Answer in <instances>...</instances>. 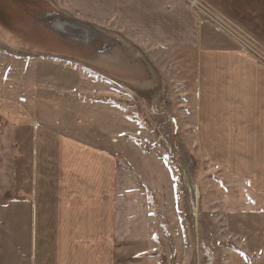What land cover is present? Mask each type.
Here are the masks:
<instances>
[{
    "label": "crops",
    "instance_id": "obj_1",
    "mask_svg": "<svg viewBox=\"0 0 264 264\" xmlns=\"http://www.w3.org/2000/svg\"><path fill=\"white\" fill-rule=\"evenodd\" d=\"M209 2L264 44V0ZM61 3L79 18L113 28L125 44L148 46V56L142 53L147 66L155 74L162 68L166 78L173 76L182 95L172 119L174 133H187L230 174L244 178L245 170L252 173L257 195L264 187V175H257L264 172V66L211 24L200 22L185 0ZM155 51L165 54L161 68ZM0 62V264H119V253L132 246L119 245V238L132 242L135 235V195L145 190L149 203L147 187L142 191L134 181H119L122 148L132 150L146 130L128 105L117 101L122 84L95 71L100 93L95 100L115 115L124 113L125 126L116 125L104 138L91 136L82 119L71 117L75 107L48 106L52 70L44 72V82L20 87L25 79L12 76L13 68ZM123 63L113 56L108 65L119 69ZM101 139L111 145L100 144ZM122 171L133 172L127 165ZM140 253L130 249L122 264H134Z\"/></svg>",
    "mask_w": 264,
    "mask_h": 264
},
{
    "label": "rangeland",
    "instance_id": "obj_2",
    "mask_svg": "<svg viewBox=\"0 0 264 264\" xmlns=\"http://www.w3.org/2000/svg\"><path fill=\"white\" fill-rule=\"evenodd\" d=\"M185 1L200 22L211 24L264 66V44L230 23L209 0H198L199 10ZM214 14L220 24L213 21ZM120 37L113 28H101L67 12L61 0H0V54L5 67L13 68L12 76L25 79L18 86L44 82V72L52 70L54 82L49 75L47 80L54 92L47 89L48 106L75 107L71 117L82 119L89 135L104 138L116 125L125 126L124 113L115 115V110L101 108L95 100L100 94L95 71L111 74L122 84L117 101L128 105L135 121L143 122L146 130L140 141L127 153L121 150L119 181H134L142 191L147 187L149 203L145 190L144 195H135V235L132 242L119 238V245H132L119 253V264L130 249L135 255L143 252L134 264H264V187L255 195L252 173L245 170L244 178L230 174L187 133H174L172 119L182 95L174 77L166 78L161 68L165 54L155 51L161 68L155 74L142 54L148 56L149 47L131 40L125 44ZM101 40L102 45L96 44ZM113 56L126 65L111 68ZM186 78L190 80V75ZM134 130L136 134V125ZM99 143L111 145L108 139ZM125 164L132 173L122 171Z\"/></svg>",
    "mask_w": 264,
    "mask_h": 264
},
{
    "label": "built area",
    "instance_id": "obj_3",
    "mask_svg": "<svg viewBox=\"0 0 264 264\" xmlns=\"http://www.w3.org/2000/svg\"><path fill=\"white\" fill-rule=\"evenodd\" d=\"M189 4H191L192 7H194L195 9L199 10V8H202V4L198 1V0H188ZM210 13V12H209ZM215 15V14H214ZM218 17V16H217ZM216 15L214 17H212L213 21L220 24V22H222L219 17V21L217 19ZM222 25V24H221Z\"/></svg>",
    "mask_w": 264,
    "mask_h": 264
},
{
    "label": "bare ground",
    "instance_id": "obj_4",
    "mask_svg": "<svg viewBox=\"0 0 264 264\" xmlns=\"http://www.w3.org/2000/svg\"><path fill=\"white\" fill-rule=\"evenodd\" d=\"M51 20H54V19H51ZM67 24V23H66ZM66 24H63V25H66ZM65 27V26H63ZM84 39H87V38H84ZM96 41V40H95ZM95 41H91V44H95Z\"/></svg>",
    "mask_w": 264,
    "mask_h": 264
}]
</instances>
